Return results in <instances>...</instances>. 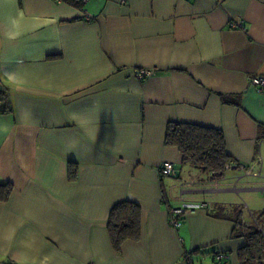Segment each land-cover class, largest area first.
Instances as JSON below:
<instances>
[{
  "label": "crops",
  "instance_id": "crops-1",
  "mask_svg": "<svg viewBox=\"0 0 264 264\" xmlns=\"http://www.w3.org/2000/svg\"><path fill=\"white\" fill-rule=\"evenodd\" d=\"M257 75L264 0H0L12 105L0 112V184L13 185L0 200V264H225L215 252L242 264L236 218L259 222L245 196L264 193V164L260 177L231 169L211 182L165 136L170 121L214 127L236 162L264 159ZM165 161L175 175L161 174ZM122 201L141 207V237L117 250L108 220ZM201 202L169 222L171 208Z\"/></svg>",
  "mask_w": 264,
  "mask_h": 264
},
{
  "label": "trees",
  "instance_id": "trees-1",
  "mask_svg": "<svg viewBox=\"0 0 264 264\" xmlns=\"http://www.w3.org/2000/svg\"><path fill=\"white\" fill-rule=\"evenodd\" d=\"M11 110L9 90L0 83V112L5 113ZM165 143L176 146L181 151L183 164L200 169L211 178H222L228 171L226 165L236 163L227 151L223 131L218 128L190 122L170 121L166 128ZM69 174L71 179L77 177L76 164H69ZM12 189L13 185L9 182L0 184V200H7ZM141 215V207L132 201L119 202L112 208L108 220V231L113 246L117 250L126 240H137L141 237ZM236 221L239 226L242 224L244 227L241 211L238 212ZM245 230L248 244L240 251L241 263L253 264L255 257L263 252L264 237L262 231L255 225ZM255 264H264V262L259 261Z\"/></svg>",
  "mask_w": 264,
  "mask_h": 264
},
{
  "label": "built area",
  "instance_id": "built-area-1",
  "mask_svg": "<svg viewBox=\"0 0 264 264\" xmlns=\"http://www.w3.org/2000/svg\"><path fill=\"white\" fill-rule=\"evenodd\" d=\"M54 1L59 2V3L77 2L81 5H85L88 3L89 0H54ZM83 14H84V18L87 21H91V20L95 19V16L87 10H85L83 12ZM231 25L234 27H241L242 24H240L239 22L232 21ZM151 73H152V70L144 69V70L139 71L137 73V76L139 78H144V77L150 75ZM251 85L258 92H264V75H257V76L252 77L251 78ZM263 164H264L263 155H262L261 151L259 150V152L257 153L256 158L254 160V163L252 165L249 166V165H245V164L239 163V162L228 163L226 165V169L228 171L231 169H236V170L241 171L243 175L260 177L262 174ZM160 172L163 175H168V176L175 175L176 169H175L173 162H171V161L163 162L162 165L160 166ZM209 179L211 182L213 181V182L217 183L220 178L209 177ZM207 206H209V203L201 202L197 205L184 204L183 206H181L179 208H171L169 211V213H170L169 222L173 226L179 227L182 224V217L185 216L188 212L194 211L198 207H207ZM247 209H248V206L246 204H244L243 210H247ZM242 223H243L245 228H249V227L256 225L255 227L258 230L262 231L261 226L258 225V222H255V224H254V223L248 222L246 220H242ZM263 252H264V248H263ZM214 259L218 262H223L226 264L228 261V256L222 252H215Z\"/></svg>",
  "mask_w": 264,
  "mask_h": 264
},
{
  "label": "rangeland",
  "instance_id": "rangeland-1",
  "mask_svg": "<svg viewBox=\"0 0 264 264\" xmlns=\"http://www.w3.org/2000/svg\"><path fill=\"white\" fill-rule=\"evenodd\" d=\"M245 198L247 199L248 203L249 202L252 203V201L255 202V206L257 208L256 218L259 221L258 222L259 225L261 227H264V213L261 212V211H263V208H264V193L258 192L255 195L254 194L247 195V196H245ZM263 237H264V233H263ZM208 262H209V260H208Z\"/></svg>",
  "mask_w": 264,
  "mask_h": 264
}]
</instances>
